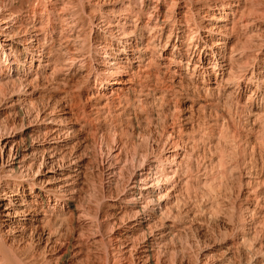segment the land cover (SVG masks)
<instances>
[{"label":"bare ground","instance_id":"6f19581e","mask_svg":"<svg viewBox=\"0 0 264 264\" xmlns=\"http://www.w3.org/2000/svg\"><path fill=\"white\" fill-rule=\"evenodd\" d=\"M262 151L264 0H0V264H264Z\"/></svg>","mask_w":264,"mask_h":264},{"label":"rangeland","instance_id":"374dc122","mask_svg":"<svg viewBox=\"0 0 264 264\" xmlns=\"http://www.w3.org/2000/svg\"><path fill=\"white\" fill-rule=\"evenodd\" d=\"M187 102V99L184 98V100L182 99L181 101H185ZM237 122V117L236 115L230 111L228 104L226 103H220L219 105H217L216 110H213L211 113H198L195 115V117L191 120V122H195L197 127L193 130V132L189 133L190 136H195V135H202V141L199 142V146L203 145L204 143L207 142V138H209L208 134H204L206 129H207V124L209 122L212 121H218L219 122V126L215 129L214 133L212 134L213 137L212 139L214 141H216L217 139H221L222 141H227L230 142L232 137L234 136L233 133L236 131H244L247 130L246 127H244L242 124L241 125H237L234 123ZM242 131V132H243ZM245 132V131H244ZM248 132V131H246ZM214 157L219 156L218 153H213ZM261 154H264V152L262 151ZM196 166V164H195ZM224 200L226 201H231L233 200V196L230 195L229 193L227 194V196L224 198ZM203 201H207V199H203ZM211 221L207 220V221H200V224H207L209 226H211L213 224V222L209 223ZM214 238L216 239L215 242V246H219L221 245L219 242V235H213ZM212 237V236H210ZM213 240V239H212Z\"/></svg>","mask_w":264,"mask_h":264}]
</instances>
